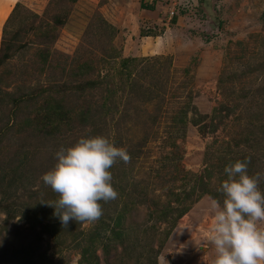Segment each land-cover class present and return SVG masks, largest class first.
Listing matches in <instances>:
<instances>
[{"label":"rangeland","instance_id":"obj_1","mask_svg":"<svg viewBox=\"0 0 264 264\" xmlns=\"http://www.w3.org/2000/svg\"><path fill=\"white\" fill-rule=\"evenodd\" d=\"M1 39L14 46L0 64V264H78L85 242L72 246L75 225L41 203L58 197L41 177L61 147L97 135L131 160L110 169L124 194L76 225L88 236L119 216L121 236L88 259L213 264V198L182 194L247 157L264 173V0H0ZM137 181L154 186L121 211ZM180 202L178 218L159 216Z\"/></svg>","mask_w":264,"mask_h":264},{"label":"clouds","instance_id":"obj_2","mask_svg":"<svg viewBox=\"0 0 264 264\" xmlns=\"http://www.w3.org/2000/svg\"><path fill=\"white\" fill-rule=\"evenodd\" d=\"M55 166L41 177L57 194L53 202L62 226L70 221L91 225L103 214L101 201L118 198L112 184L111 167L131 160L127 150L116 147L102 135L82 136L56 153ZM250 157L224 168L226 179L218 191L223 199H212V219L207 241L214 246L213 264H264V194L259 185L264 173L250 175Z\"/></svg>","mask_w":264,"mask_h":264},{"label":"trees","instance_id":"obj_3","mask_svg":"<svg viewBox=\"0 0 264 264\" xmlns=\"http://www.w3.org/2000/svg\"><path fill=\"white\" fill-rule=\"evenodd\" d=\"M73 1V0H71ZM63 16L62 17H58L57 16V19H54V23L55 24H60L62 23V20L65 18V16L67 15V11H63ZM14 45L8 43V40L7 39H1L0 41V64H2V62L8 58V51L11 49V47H13ZM82 86H84L83 84H81ZM82 86H79L82 88ZM26 95L28 94H22V95H19L17 100H20L22 97H25ZM60 108L59 106L57 107H53V110L55 111L56 109ZM6 125V124H5ZM4 124L2 126H5ZM18 160V163H17V166H23L24 163H23V157L19 158V159H16ZM206 170V176L208 177L210 175V170H209V167L205 169ZM3 172V171H1ZM20 172V171H19ZM12 174L14 175L15 178H13L12 180L14 181L15 179L17 180V176L19 173H17L16 171H13ZM2 176H0V182H2ZM20 178V177H19ZM117 178V176H116ZM123 181H127L125 179H122ZM117 179L113 178L112 179V184H113V187L114 189L117 190L118 194H124L123 191H121V189L117 188L115 185L117 184ZM9 183H7L8 185ZM131 184V183H130ZM141 184V185H140ZM145 184H149L150 186H154V184L152 182H141V181H137V188L136 189H132L131 187V190L129 191V194L127 195L129 197V201L127 203H125V207H121L120 210L121 211H124L126 209V206L130 204V202H133V201H136L138 200L139 198H141V195L144 193V186ZM203 181H202V176H200L198 178V182L195 181L191 187L188 189V191L184 192L182 195H183V198H184V195L187 197V195L191 192V194H195V197H199L201 194L205 193V194H208L209 196H211L213 199H217V200H221L223 199V196L222 194L218 191L219 186L217 187H214L212 189H208L207 187L204 189L203 187L205 186V184L203 185ZM134 186H136L135 184H133ZM133 185H130V186H133ZM140 185V186H139ZM129 186V187H130ZM139 186V187H138ZM207 186V185H206ZM214 190V191H213ZM169 193L171 194V196H175L176 198L179 197V193H175V192H172L169 190ZM58 199V197H56ZM181 201V199H180ZM181 204V205H179ZM185 204L182 205V203H178L177 205L175 206H171V207H166V209H163L161 207V212H159V216H162V218H166V216H168L169 213H175V217L178 218V216L182 215L184 212H185V209L187 207V204L186 206ZM170 215V214H169ZM171 217V216H170ZM101 219V218H100ZM175 219V218H174ZM174 219L172 218V220L174 221ZM172 221V222H173ZM110 222H112V226H109ZM110 222H105V221H102L100 220L99 221V225L98 226H95V228L88 234V236H85L84 233H81L80 231L78 232L77 231V228H76V225H77V222H73V221H70L69 222V225L68 226H72L74 227L75 225V230L70 233L71 234V240H70V244H72V246L74 247H78L79 246V242H85V246L81 247V251L79 252L80 254V258L81 260L78 262V264H97V257L95 258L94 261H90L87 257V255L85 254V251H86V248H90L92 246V244H94L96 242V245L98 246L99 244H101L102 242V250H103V254H106V248L108 247V241L112 240V239H117L119 236H121L122 234V230H120L119 228V216H113L111 217V221ZM171 224V223H170ZM171 226V225H170ZM70 227H67L66 228V232L67 230L70 228ZM165 235H168L169 231L166 230V232H164ZM79 235H80V238H79ZM105 235V237L103 236ZM103 237L105 238V242L102 241L103 240ZM88 239V240H87ZM92 250L89 251V254H91Z\"/></svg>","mask_w":264,"mask_h":264}]
</instances>
